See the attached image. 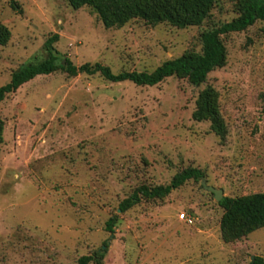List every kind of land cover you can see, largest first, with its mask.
<instances>
[{"label":"rangeland","instance_id":"rangeland-1","mask_svg":"<svg viewBox=\"0 0 264 264\" xmlns=\"http://www.w3.org/2000/svg\"><path fill=\"white\" fill-rule=\"evenodd\" d=\"M235 0H217L201 25L184 28L133 19L106 28L88 6L67 0H0V86L20 65L46 56L53 34L58 59L113 72L152 71L184 51L200 50V33L236 16ZM226 60L199 85L175 75L155 85L113 82L99 73L57 69L21 84L0 102V264H247L264 258V227L225 242L223 196L264 192V21L221 35ZM217 93L225 134L193 117L201 90ZM189 179L161 199L125 211L139 185ZM183 212L192 218H179ZM116 217L112 231L106 221ZM106 242V243H105Z\"/></svg>","mask_w":264,"mask_h":264},{"label":"trees","instance_id":"trees-1","mask_svg":"<svg viewBox=\"0 0 264 264\" xmlns=\"http://www.w3.org/2000/svg\"><path fill=\"white\" fill-rule=\"evenodd\" d=\"M72 8L90 7L106 28L120 27L133 19H139L148 25L168 23L184 28L201 25L210 16V11L217 0H67ZM236 16L231 20L212 24L200 33V50H186L176 58L163 61L154 70L113 72L109 66L99 62H86L73 65L68 59L65 64L58 59L53 42L57 34L48 37L44 44L46 56L38 61H29L20 65L11 74L10 80L0 86V102L14 92L21 84L39 74H49L62 69L70 75L79 72L86 74L99 73L105 79L120 82L129 80L136 85H155L166 77L175 75L199 85L206 80L207 74L216 67H221L226 60V48L221 39L222 34L242 31L257 20L264 21V0H235ZM10 32L0 24V44L8 41ZM193 117L197 120H209L212 130L221 137L225 134V125L218 107L216 91L207 86L201 90L196 99ZM2 120L0 119V143L2 141ZM204 176L201 169L186 167L173 174L167 184L139 185L127 198L119 203L121 211H125L142 198L155 200L164 198L173 189L181 186L189 179L198 180ZM218 204L223 208L220 218V234L225 242H231L248 233L264 227V192H255L239 196H223ZM116 217L106 221V227L112 231ZM106 243V242H105ZM95 255L101 257L96 251ZM97 256L81 255L76 264H89ZM247 264H264V258L255 255Z\"/></svg>","mask_w":264,"mask_h":264},{"label":"water","instance_id":"water-1","mask_svg":"<svg viewBox=\"0 0 264 264\" xmlns=\"http://www.w3.org/2000/svg\"><path fill=\"white\" fill-rule=\"evenodd\" d=\"M201 185L203 189L213 194L216 201H219L223 197V190L221 188H216L211 185H207L203 179L201 180ZM253 258L254 256L251 257V260Z\"/></svg>","mask_w":264,"mask_h":264},{"label":"built area","instance_id":"built-area-1","mask_svg":"<svg viewBox=\"0 0 264 264\" xmlns=\"http://www.w3.org/2000/svg\"><path fill=\"white\" fill-rule=\"evenodd\" d=\"M179 218H180L181 220H184L185 222H188V223H191V222H192V218H191V216H189V215H185V213H183V212H181V213L179 214Z\"/></svg>","mask_w":264,"mask_h":264}]
</instances>
